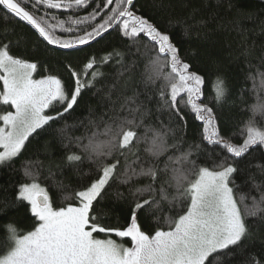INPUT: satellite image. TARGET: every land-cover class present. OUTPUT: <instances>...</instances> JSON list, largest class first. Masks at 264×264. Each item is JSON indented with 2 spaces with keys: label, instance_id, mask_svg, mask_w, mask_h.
<instances>
[{
  "label": "snow or ice",
  "instance_id": "obj_1",
  "mask_svg": "<svg viewBox=\"0 0 264 264\" xmlns=\"http://www.w3.org/2000/svg\"><path fill=\"white\" fill-rule=\"evenodd\" d=\"M5 175L0 264H264V0H0Z\"/></svg>",
  "mask_w": 264,
  "mask_h": 264
},
{
  "label": "trees",
  "instance_id": "obj_2",
  "mask_svg": "<svg viewBox=\"0 0 264 264\" xmlns=\"http://www.w3.org/2000/svg\"><path fill=\"white\" fill-rule=\"evenodd\" d=\"M253 3H257V0H253ZM104 41H102L100 44L95 45L97 49L102 48L104 46ZM205 91L206 93L210 94L212 89V83L211 79H209L205 84ZM8 180L7 175L0 177V183H6ZM24 210L20 209L19 211H10L8 213V217H0V255L4 254L6 251V246L4 244L5 237L7 235L6 233V225L11 220H14L16 223V226L21 231H25L29 228L30 220L23 215Z\"/></svg>",
  "mask_w": 264,
  "mask_h": 264
}]
</instances>
